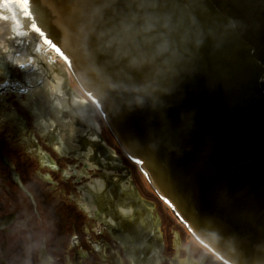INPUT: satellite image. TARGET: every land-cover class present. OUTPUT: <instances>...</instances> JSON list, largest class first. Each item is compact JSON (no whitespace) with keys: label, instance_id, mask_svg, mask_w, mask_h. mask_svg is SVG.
Instances as JSON below:
<instances>
[{"label":"water","instance_id":"obj_1","mask_svg":"<svg viewBox=\"0 0 264 264\" xmlns=\"http://www.w3.org/2000/svg\"><path fill=\"white\" fill-rule=\"evenodd\" d=\"M35 1L13 0L16 10H22L24 5ZM80 1L83 8L81 13L86 18L88 14L93 31L107 40V44H102L111 57H107L110 59L109 64H112L109 67L104 63L96 64L97 57H93L92 51H100L91 42L72 41L73 45H69L73 48L72 54L68 52L67 55L74 57L69 60L76 74L79 75V63L82 65L80 60L83 59L86 60L83 63H90L85 69L90 70L92 65L95 69L99 67L95 70L97 76L85 77L87 82L83 81L84 90L89 95L93 94L92 97L100 104L116 107L118 103L124 112L126 105L123 97L113 89L116 103L113 102L111 95L102 91L101 80L102 83L108 77L114 83L116 80L115 87L125 88L123 93L133 95L135 99L141 90L146 92L149 102L152 105L154 103V106L146 105L140 110L159 116L157 121L147 125L158 135L161 134L158 129H163L160 124L167 127L172 118L167 111L170 106L175 107L176 114L179 110L185 112L184 122H178L177 126L182 131L181 135L185 139L183 143L186 145L177 147L170 141L150 151L157 155L167 151L165 157L175 163L186 156L187 149L201 147L203 152L200 162L196 163L199 171H190L191 176L188 178L198 186L204 207L212 206L214 200L219 206L228 204L234 212L208 217V221L218 230L216 240H219L220 250L237 264H264V0H233L222 9L219 6L222 3L217 0H194L198 7L206 5L205 1L210 3L212 14H206L202 9L204 14L190 9L187 16L179 14L177 5V2L185 0L103 2V7L106 3L111 11L94 2L85 7L84 0ZM120 3H124L121 11ZM86 8H90L87 13ZM50 12L54 20L63 21L71 13L79 12V2L78 6L74 5L70 9L52 10L50 6ZM86 18L82 20L84 24L87 23ZM205 18L208 25L209 22L213 25L210 34L206 33ZM61 26L79 27V21H68ZM238 34H244L245 37L240 39ZM70 36L77 38L79 34ZM79 44L88 52L80 48ZM179 63L184 65L179 66ZM104 69L108 77L102 74L101 70ZM218 77L221 80L214 83ZM125 78L131 85L123 87L127 82ZM95 81L97 85L89 89ZM49 85L46 82L43 85L45 92ZM184 89L189 91L184 92ZM185 93L189 95L183 98ZM232 96L235 97L234 101L231 100ZM112 113V119L118 124L121 115L115 111ZM132 113L134 116L141 115L134 108ZM127 114L118 128L130 133V129L124 125ZM212 130L215 132L212 133ZM224 136L233 140L229 141ZM145 137L150 141V134H139L143 142L147 141ZM178 141L182 142L181 139ZM207 145L209 152L206 150ZM173 150L185 151V154L171 155ZM196 164L192 166L196 167ZM148 171L156 177L154 169L148 168ZM179 171L188 170L180 168ZM179 180L186 184L184 178ZM166 184L169 189H173L169 180ZM186 203L196 206L192 201ZM185 206L187 210L191 208Z\"/></svg>","mask_w":264,"mask_h":264},{"label":"flooded vegetation","instance_id":"obj_2","mask_svg":"<svg viewBox=\"0 0 264 264\" xmlns=\"http://www.w3.org/2000/svg\"><path fill=\"white\" fill-rule=\"evenodd\" d=\"M6 86L0 82V264H196L195 247L156 212L145 216L147 193L105 126L91 128L98 140L90 150L60 153L68 112L56 100L53 115L21 109L20 138L15 117H3ZM75 159L79 178L69 166Z\"/></svg>","mask_w":264,"mask_h":264},{"label":"bare ground","instance_id":"obj_3","mask_svg":"<svg viewBox=\"0 0 264 264\" xmlns=\"http://www.w3.org/2000/svg\"><path fill=\"white\" fill-rule=\"evenodd\" d=\"M0 14H2V10L0 9ZM30 92H33V93H43L44 92V87L42 86L41 90H39V88L35 87V90H29L27 91V93H30Z\"/></svg>","mask_w":264,"mask_h":264},{"label":"rangeland","instance_id":"obj_4","mask_svg":"<svg viewBox=\"0 0 264 264\" xmlns=\"http://www.w3.org/2000/svg\"><path fill=\"white\" fill-rule=\"evenodd\" d=\"M3 18L5 19V18H6V16L4 15V16H3ZM11 19H12V18H11ZM11 19H9V21H10V22L12 21ZM6 20H7V18H6ZM11 23H12V22H11Z\"/></svg>","mask_w":264,"mask_h":264}]
</instances>
